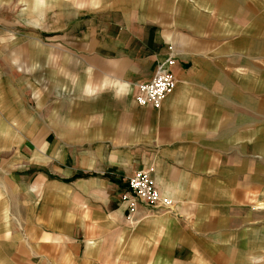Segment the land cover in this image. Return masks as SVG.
<instances>
[{
    "label": "crops",
    "instance_id": "0c3cea01",
    "mask_svg": "<svg viewBox=\"0 0 264 264\" xmlns=\"http://www.w3.org/2000/svg\"><path fill=\"white\" fill-rule=\"evenodd\" d=\"M15 2L0 264H264V0ZM171 49L172 91L138 104ZM139 169L168 206L128 213Z\"/></svg>",
    "mask_w": 264,
    "mask_h": 264
},
{
    "label": "built area",
    "instance_id": "2783aa9c",
    "mask_svg": "<svg viewBox=\"0 0 264 264\" xmlns=\"http://www.w3.org/2000/svg\"><path fill=\"white\" fill-rule=\"evenodd\" d=\"M174 61L175 53L171 49L168 55L157 63L149 79L133 84L134 98L138 104L158 107L163 98L172 91L175 85L172 70ZM121 197L126 202L128 213L133 212L139 203L154 208L168 206L167 198H163L164 205L159 204L160 190L146 169H139L128 177L127 187Z\"/></svg>",
    "mask_w": 264,
    "mask_h": 264
},
{
    "label": "rangeland",
    "instance_id": "374dc122",
    "mask_svg": "<svg viewBox=\"0 0 264 264\" xmlns=\"http://www.w3.org/2000/svg\"><path fill=\"white\" fill-rule=\"evenodd\" d=\"M16 0H0V69H9V59L21 53L23 50L18 49L17 44L23 42H33L35 40L25 37L23 32H18L17 19L13 15L17 12ZM14 2V8L9 9ZM13 29V30H12ZM12 30V31H11ZM14 46H8V45ZM13 69H17L18 65H11ZM33 97V93L30 94Z\"/></svg>",
    "mask_w": 264,
    "mask_h": 264
}]
</instances>
